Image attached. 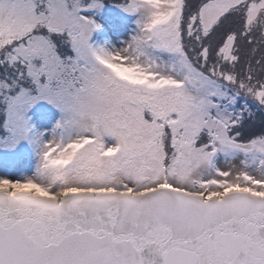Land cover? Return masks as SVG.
I'll list each match as a JSON object with an SVG mask.
<instances>
[{
    "label": "snow or ice",
    "instance_id": "6c2138e0",
    "mask_svg": "<svg viewBox=\"0 0 264 264\" xmlns=\"http://www.w3.org/2000/svg\"><path fill=\"white\" fill-rule=\"evenodd\" d=\"M0 264H264V0H0Z\"/></svg>",
    "mask_w": 264,
    "mask_h": 264
}]
</instances>
